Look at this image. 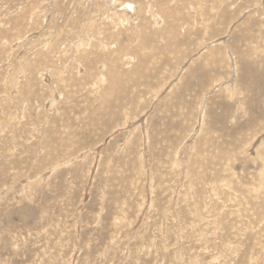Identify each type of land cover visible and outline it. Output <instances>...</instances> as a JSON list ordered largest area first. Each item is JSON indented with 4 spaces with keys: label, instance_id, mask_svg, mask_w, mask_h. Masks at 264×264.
<instances>
[{
    "label": "rangeland",
    "instance_id": "obj_1",
    "mask_svg": "<svg viewBox=\"0 0 264 264\" xmlns=\"http://www.w3.org/2000/svg\"><path fill=\"white\" fill-rule=\"evenodd\" d=\"M0 264H264V0H0Z\"/></svg>",
    "mask_w": 264,
    "mask_h": 264
},
{
    "label": "bare ground",
    "instance_id": "obj_2",
    "mask_svg": "<svg viewBox=\"0 0 264 264\" xmlns=\"http://www.w3.org/2000/svg\"><path fill=\"white\" fill-rule=\"evenodd\" d=\"M124 6H125L126 9L129 10V11L133 9V5L130 4V3H126V4H124Z\"/></svg>",
    "mask_w": 264,
    "mask_h": 264
}]
</instances>
